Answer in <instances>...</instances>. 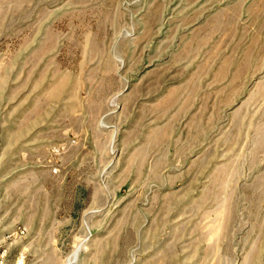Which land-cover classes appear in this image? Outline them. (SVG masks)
<instances>
[{
  "label": "rangeland",
  "instance_id": "1",
  "mask_svg": "<svg viewBox=\"0 0 264 264\" xmlns=\"http://www.w3.org/2000/svg\"><path fill=\"white\" fill-rule=\"evenodd\" d=\"M19 227L5 264H264V0H0Z\"/></svg>",
  "mask_w": 264,
  "mask_h": 264
},
{
  "label": "built area",
  "instance_id": "2",
  "mask_svg": "<svg viewBox=\"0 0 264 264\" xmlns=\"http://www.w3.org/2000/svg\"><path fill=\"white\" fill-rule=\"evenodd\" d=\"M25 234H26V229L24 227H19L5 236L3 243L0 244V264H5V261L8 255V250H9L8 245L13 243L17 239L24 237ZM15 264H25L24 256L20 255L16 259Z\"/></svg>",
  "mask_w": 264,
  "mask_h": 264
},
{
  "label": "bare ground",
  "instance_id": "3",
  "mask_svg": "<svg viewBox=\"0 0 264 264\" xmlns=\"http://www.w3.org/2000/svg\"><path fill=\"white\" fill-rule=\"evenodd\" d=\"M77 251H78V250H76V251L73 253L72 257H71V258L69 259V261H68V264H71V263L75 262V260H76V256H77Z\"/></svg>",
  "mask_w": 264,
  "mask_h": 264
}]
</instances>
